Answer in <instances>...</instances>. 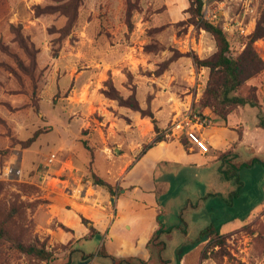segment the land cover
I'll return each mask as SVG.
<instances>
[{
    "label": "rangeland",
    "instance_id": "1",
    "mask_svg": "<svg viewBox=\"0 0 264 264\" xmlns=\"http://www.w3.org/2000/svg\"><path fill=\"white\" fill-rule=\"evenodd\" d=\"M203 1V18L222 27L231 55L238 56L245 37L264 15V0ZM187 5V0H0V62L14 65L12 55L23 54L18 44H27L43 82L37 113L27 106L23 95H12V88L0 98V116L6 121L1 131L5 134L8 129L15 137L0 136V199L7 202L15 194L23 202L22 217L13 227L25 240L44 242L56 257L71 252V264H112L96 254L106 240L104 245L112 256L123 255L110 234L136 240L160 230L165 242L161 258L167 264H178L175 254L180 244L189 247L180 264H264V167L239 170L242 187L238 197L231 198L236 182L223 179L221 161L210 154L208 144V152L200 155L173 128L189 112L199 115L206 126L218 120L212 108L202 104L208 69L196 67L191 59L213 54L215 42L204 30L183 23L188 18ZM254 47L264 61V38ZM9 79L10 74L0 71L1 86ZM256 86L264 101V75ZM13 88H17L14 83ZM134 99L143 111H152L159 132L149 118L123 106ZM21 105L24 109L16 112ZM256 112L248 106L237 109L231 122L243 117L253 130L251 113ZM236 126V131H242L243 123ZM36 130L42 133L22 149L21 142ZM254 133L264 142V134ZM157 135L163 136L162 146L171 148L169 152L157 144L146 149ZM77 139L100 152L99 173L120 186L113 202L102 191L103 196L95 193L97 187L91 182H85L87 170L74 167L75 155L66 148ZM173 140L186 141L190 152L174 146ZM58 147L62 150L57 151ZM255 148L264 150V143ZM237 151V161L255 155L242 148ZM52 153L55 158L50 162ZM127 159L135 164L129 170L123 163ZM53 167L59 168L54 172ZM127 171L126 183H136L140 191L123 211ZM39 174H45L48 182H42ZM53 177L79 185L74 200L89 214L92 207L105 208L108 216L97 227L98 232L89 230L91 215L83 217V222L79 217L77 227L63 221L62 214L69 213L70 207L59 204L57 191L66 185ZM209 193L214 195L207 196ZM51 203L52 210L46 212ZM209 225L226 236L224 247L229 255L201 262L206 243H192ZM75 239L79 240L73 245ZM0 264L44 262L27 258L0 241Z\"/></svg>",
    "mask_w": 264,
    "mask_h": 264
},
{
    "label": "trees",
    "instance_id": "2",
    "mask_svg": "<svg viewBox=\"0 0 264 264\" xmlns=\"http://www.w3.org/2000/svg\"><path fill=\"white\" fill-rule=\"evenodd\" d=\"M187 4L185 13L188 15V18L183 21V23L191 24L197 29L204 30L212 36L216 46V51L206 58L200 59L195 55L191 56L192 62L196 67L208 69V81L204 90L202 104L212 108V112L218 116L219 119L223 120L225 125H227L228 117L237 109L245 106L255 109L257 110L256 127L264 131V111L261 110L262 104H264L262 102L264 101H261V95L256 86L259 77L264 75V61L261 60L254 47V43L257 40L264 38V15L256 21L254 29L245 37V47L242 52L238 56L233 57L231 55L230 43L222 27L203 18L202 9L204 1L187 0ZM18 45L21 46L20 49L23 54L18 56L15 52L12 55L14 58V65L9 64V66H7L6 63L0 62V71H4L11 76V79L5 81L4 86L0 84V88H2L0 91V98L2 94H4L3 92H7L8 94V91L13 89L12 95H23L27 100V106L37 113L39 109L37 97L38 91L43 83L41 82L42 76L31 54V47L27 44ZM7 51H9V49H7ZM1 78H5V74L1 76ZM13 83L17 88H13ZM253 83L254 85H252ZM131 98L133 97L131 96ZM126 99L127 98H124L123 100L125 101ZM123 106L131 109L133 112L140 115L141 118H149L153 124L154 130L159 132L152 111H143L136 99L132 100L131 104H123ZM20 109H24V106H18L16 112L20 111ZM5 123L6 121L0 116V136L4 135L13 140L15 137L8 129L5 130V134L1 131V126H4ZM40 133H42L40 130H36L31 137L21 142L20 145L22 149L28 148ZM237 134L240 137L241 131L237 130ZM162 141L163 136L157 135L153 143L146 146V149ZM8 142L10 143V141ZM12 144L11 142V145ZM181 144L183 147H187L186 141ZM72 151L75 155L73 159L74 167L82 171L87 170L88 177L85 178V182H91L107 197H112L118 193V190L121 189L118 183L109 179L106 173V176L101 175L97 169L98 163L101 162V154L99 151L88 148L87 143L81 139H77ZM236 158L237 154L233 153L230 149L220 152L218 156V159L221 161L219 171L223 179L227 181L234 180L236 182L235 189L229 195L231 198H237L242 187V182L238 177L239 170L242 168H251L255 165L264 167V157L253 156L244 161H236ZM54 168L55 167H53V169ZM5 169L6 166H4L2 170L3 176H5ZM211 195L213 196L214 194H207V196ZM23 208V202H21L15 194L10 195L7 202L0 199V241L9 243L27 258L44 262V264H71L73 259L71 252L64 256L56 257L46 248L44 242L36 240L32 242L27 241L14 231L13 226L16 220L22 217ZM81 221L83 222L86 220L81 217ZM243 227L245 228L246 226ZM89 230L93 232L92 234L95 233L93 226H90ZM23 231L22 227L21 233ZM159 232L160 230L153 232L146 242L145 248L149 253L148 261L131 256L116 258L108 253L104 243L99 246L96 254L108 258L112 264H167L166 260L161 258V252L165 248V242L160 239ZM182 232L185 233L184 230ZM78 240L75 239L74 242H72L73 245ZM225 241L226 236L222 234L219 229L209 225L200 232L194 244L192 243V246L206 243L205 249L200 255L201 262L210 257L218 260L219 257L229 255V252H227L224 247ZM215 247H218L217 252H208V250L211 251ZM187 248H189L187 244H180L177 248L175 257L178 260V264L181 263V260L185 256L188 250ZM74 250L78 252V250ZM86 258L87 256L85 255L82 260Z\"/></svg>",
    "mask_w": 264,
    "mask_h": 264
},
{
    "label": "crops",
    "instance_id": "3",
    "mask_svg": "<svg viewBox=\"0 0 264 264\" xmlns=\"http://www.w3.org/2000/svg\"><path fill=\"white\" fill-rule=\"evenodd\" d=\"M251 119H252L251 124H253V130L250 129V125L245 124V121H246V123H248V121L247 120L243 121L244 120L243 117H241V119L237 118L236 122H231V115H230L228 117L227 125H225L223 120L218 118V120L215 123H213L212 126H206L205 125L201 130L198 131V134L207 142V144L211 150L210 154H213L217 157L219 156L220 152L230 149L233 153L237 154V158H238L239 154H238L237 150L241 149V148L246 152H250L252 154H255L253 156H259V154H264V150H260V149L255 148V147L259 144L264 143V142L258 141L255 138L257 133H254V132H260V133L264 134V131H262L256 127L257 119H256L255 113H251ZM241 123H243V129L241 131V136L239 137V135L237 134V131L235 130V127H237L236 124L239 125ZM126 127H129V125H127ZM74 144L75 143L72 142V144L68 148H66L67 151H71L72 146H74ZM165 144H166V146L169 145V143H165ZM172 144L174 146L178 147L179 149H183V151L186 150L188 153L190 152L185 147H183L182 144L178 142V140H173ZM157 147L160 149H163L164 151H167V152H169L171 149V148H164L162 146V142L158 143ZM217 149L220 151L218 154H217V152H218ZM58 150H62V148L58 147L57 151ZM123 156H128V155L123 153ZM142 156L140 158H142ZM57 162L59 164L63 165V163L60 162L59 160H57ZM123 163H124V167L128 166V170L135 165L134 162L132 163V161L130 159L123 160ZM45 166H46V168L49 167L48 165H45ZM59 167H55L53 169L54 172ZM71 168H73L72 164H71ZM61 169H62V171H65L68 168L61 167ZM128 173H129V171H127L124 174L123 180H125V183H126V176ZM37 175H38V173L36 172L35 177ZM39 175H40L39 177H41L43 180L42 182H48L47 180H45V178H46L45 174H39ZM43 177H45V178H43ZM53 180H58V179H55L53 177ZM58 181L65 183V185L67 187V189H66V187L65 188L64 187H58L59 191H57V193H58L57 199L60 202L59 204H63V205L68 204L70 207V209L68 210L69 213L66 212L67 214H62L64 216V217H62L63 221H65V223H71L72 226L75 225L77 227L78 226V220H79L80 216L89 217V215H91L92 218H90V220H91L90 223L93 224V228L95 229V232L96 231L98 232L97 227L102 223L103 218H105V216L107 215L105 208L99 209V208H94V207L90 206L93 208V212L91 214H89L87 211L83 210L84 206L81 205L80 202L74 200V196L79 189V185H75V187H74V184H72L71 182H69L65 179L64 180L59 179ZM76 183H79V182H76ZM44 187H43V184H41V188H44ZM93 191L95 193H97L98 195L103 196L101 194L100 189L94 188ZM123 191H125V194H123V198H122L123 202H121V204H123V211H124L125 206L129 205V203L132 201L131 199H133V197L139 193L140 189L136 183H132V182L128 183L127 182L126 188H124ZM97 199L98 198H92L91 200L96 201ZM64 203H66V204H64ZM52 205H53V203L46 205V209H47L46 212H50L52 210ZM57 216H58V214H57ZM95 216H100V217H95ZM50 218H52V216H49V219ZM110 220H111V218H110ZM124 221H126V219H124L123 222ZM72 229H73V227H72ZM88 231L89 230H87V232ZM151 234L149 233L148 235L138 237L136 240H131V239L127 238L125 234H123V237L122 236L118 237L115 235L113 236V234H110L109 237L112 236L111 238L117 239V241H118V249L117 250H118V252L120 251L119 254H123V255H120V257H127V256H131V257H135V258L139 257V259H141V260L148 261L149 260V253H148L147 249L145 248V245H146V242H147V240ZM105 241L103 242L104 244H105ZM105 247L107 248V246H105ZM107 251L109 253L111 252V251H109V248H107Z\"/></svg>",
    "mask_w": 264,
    "mask_h": 264
},
{
    "label": "built area",
    "instance_id": "4",
    "mask_svg": "<svg viewBox=\"0 0 264 264\" xmlns=\"http://www.w3.org/2000/svg\"><path fill=\"white\" fill-rule=\"evenodd\" d=\"M204 126V120H201L199 115L189 112L178 120L173 128L177 130L178 136H184L188 143L194 147L200 155H205L208 152L207 142L198 134V131ZM172 133H175V131ZM54 158L55 153H52L49 159L50 162H52Z\"/></svg>",
    "mask_w": 264,
    "mask_h": 264
},
{
    "label": "water",
    "instance_id": "5",
    "mask_svg": "<svg viewBox=\"0 0 264 264\" xmlns=\"http://www.w3.org/2000/svg\"><path fill=\"white\" fill-rule=\"evenodd\" d=\"M110 201L113 202V197H110Z\"/></svg>",
    "mask_w": 264,
    "mask_h": 264
},
{
    "label": "bare ground",
    "instance_id": "6",
    "mask_svg": "<svg viewBox=\"0 0 264 264\" xmlns=\"http://www.w3.org/2000/svg\"><path fill=\"white\" fill-rule=\"evenodd\" d=\"M144 184V183H143Z\"/></svg>",
    "mask_w": 264,
    "mask_h": 264
}]
</instances>
